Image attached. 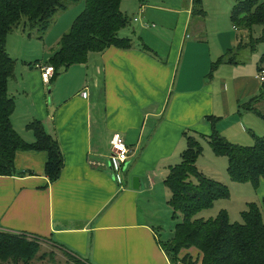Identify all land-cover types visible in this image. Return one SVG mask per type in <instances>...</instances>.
<instances>
[{
    "label": "crops",
    "instance_id": "crops-1",
    "mask_svg": "<svg viewBox=\"0 0 264 264\" xmlns=\"http://www.w3.org/2000/svg\"><path fill=\"white\" fill-rule=\"evenodd\" d=\"M121 11L131 21L119 35L131 37L132 48L90 52L51 87L40 69L46 63L25 56L22 70L16 68L8 86L17 101L14 129L31 143L27 125L42 121L65 159L51 182L47 152L17 151L18 174L0 176V230L44 238L86 264H171L157 207L170 199L164 180L186 148L184 133L199 138L216 128L241 145L264 136L263 122L253 118H262L254 109L264 113V97L253 100L264 91L260 59L252 67L250 56L227 58L248 48L229 11L223 21L222 12H212L211 21L208 11L193 14V0H123ZM65 33L50 43L47 60ZM209 116L217 118L215 127ZM116 132L130 149L117 178L109 164ZM256 191L260 202L264 178Z\"/></svg>",
    "mask_w": 264,
    "mask_h": 264
},
{
    "label": "trees",
    "instance_id": "trees-1",
    "mask_svg": "<svg viewBox=\"0 0 264 264\" xmlns=\"http://www.w3.org/2000/svg\"><path fill=\"white\" fill-rule=\"evenodd\" d=\"M71 1L75 0H0V176L18 174L15 167L17 151L34 150L48 154L44 172L49 181L54 182L61 177L65 159L61 145L45 129L42 121L36 119L27 125L35 136L31 143H27L14 129L12 115L17 101L10 95L8 86L16 74L17 60L8 53L6 44L8 36L23 23L28 29L37 30L42 39L56 13L67 10V2ZM122 2L86 0L84 10L48 57L45 66H52L55 72L51 81L57 80L63 69L85 63L90 52L104 51L113 46L128 50L135 45L131 37L119 35L131 21L121 11ZM206 12L201 0H193V14L203 16ZM231 20L238 30L246 28L249 38H254L253 27H264V1L234 0ZM29 34L32 36L31 32ZM140 46L141 50H150L146 44ZM263 65L264 53L259 61V70ZM261 96L264 97V91L253 100H260ZM254 110L264 119V113ZM206 120L216 126V117L209 116ZM184 134L187 144L181 160L170 166L164 180L170 193L168 206L176 219L171 240L161 241L171 264H264V198L260 202H247L246 209L241 212V221L231 222L227 210H221L216 217H202L204 210L231 194L226 183L206 175L197 166L204 150L201 138H205L215 155L227 157L230 180L251 183L258 188L264 178V136H255L253 145H241L229 141L216 128L211 135L199 134V138L188 131ZM29 237L26 233L0 230V261L12 260L15 264L32 261L40 243L36 235L32 240Z\"/></svg>",
    "mask_w": 264,
    "mask_h": 264
},
{
    "label": "rangeland",
    "instance_id": "rangeland-1",
    "mask_svg": "<svg viewBox=\"0 0 264 264\" xmlns=\"http://www.w3.org/2000/svg\"><path fill=\"white\" fill-rule=\"evenodd\" d=\"M264 1V0H260ZM86 0H75L71 2H67L68 7L67 10H59L56 13V17L54 19L55 24L49 28V32L42 37L39 38V32L37 30H31L25 27L23 23L19 28L14 31L11 35L8 36L7 39V51L11 55L13 59L17 60V71L22 70L23 63H25L23 57H28L32 59L33 63H37L38 60L43 62V64L47 63V56L49 49H53V43L56 37H59L62 34L63 30L67 32L72 24V22L76 19L78 15L84 10ZM201 5L208 11L212 12H222V16L220 17L221 21L225 20V12L229 11L231 16L232 8L234 6V0H201ZM213 19V13L210 15ZM231 22V18H229V24ZM232 23V22H231ZM64 28V29H63ZM29 32H31L32 36H30ZM235 33L239 35L245 34V44H247V49H237L235 48L229 55H227L228 59H244L245 57H249L252 59L251 66L254 67L256 61L260 59L261 55L264 53V27L262 25H255L252 31V37L249 38L250 33L248 29L242 28L239 31L235 29ZM209 38L211 35H207ZM21 37L23 39H21ZM260 40H255L257 38ZM22 40V41H21ZM253 41H255L253 43ZM247 42V43H246ZM58 43L54 48L57 49ZM254 47L255 50H251L250 48ZM30 51L31 55H24ZM260 61V60H259ZM64 69L61 71L63 73ZM55 73V72H54ZM54 76V74L52 75ZM51 80V79H50ZM49 80V81H50ZM52 81L49 86L55 82ZM13 95V93H12ZM258 122L262 121L264 125V121L260 116L254 117ZM264 131V127L262 128ZM33 133L32 131L30 134ZM203 155L199 161V167L203 169L205 174L208 176H212L214 179L221 180L229 186L231 196L229 198L218 199L214 206L210 209L204 210L201 213L202 217L210 218L216 217L221 210H227L230 215V220L232 221H241V212L246 209L247 201H255L257 199V191L256 188L253 187L251 183H238L229 179L227 173V163L228 159L224 156H217L212 151L209 143L204 139L203 141ZM180 158L178 162H180ZM158 218L162 221L161 225H163L162 229L159 230L160 239L164 241L171 240L174 232V228L176 226V219L173 218V211L169 208L168 204H162L157 207ZM29 239H33V236L29 237ZM40 243V249L35 255V258L27 264H79L84 261L71 255L70 253L60 250L51 242H45L44 238H37ZM47 240V239H45ZM193 252L197 253L198 251L192 249ZM194 257H197L194 255ZM85 263V262H84ZM0 264H15L12 260H8L6 262L0 261ZM19 264H25L23 261Z\"/></svg>",
    "mask_w": 264,
    "mask_h": 264
},
{
    "label": "built area",
    "instance_id": "built-area-1",
    "mask_svg": "<svg viewBox=\"0 0 264 264\" xmlns=\"http://www.w3.org/2000/svg\"><path fill=\"white\" fill-rule=\"evenodd\" d=\"M40 69L43 72V78L46 81H49L54 74V68L52 66H40ZM257 78L264 84V65L261 70L257 73ZM86 96V94H83ZM130 149L124 139V136L116 132L111 139V152H110V168L114 172L115 178L125 170V165L130 159Z\"/></svg>",
    "mask_w": 264,
    "mask_h": 264
},
{
    "label": "water",
    "instance_id": "water-1",
    "mask_svg": "<svg viewBox=\"0 0 264 264\" xmlns=\"http://www.w3.org/2000/svg\"><path fill=\"white\" fill-rule=\"evenodd\" d=\"M133 183H134V187L135 188H139L140 187V180L137 176L133 177Z\"/></svg>",
    "mask_w": 264,
    "mask_h": 264
}]
</instances>
